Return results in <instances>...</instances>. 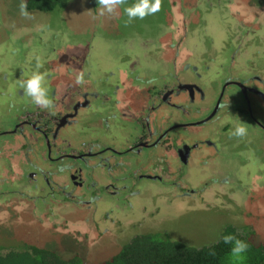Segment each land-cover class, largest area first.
I'll return each instance as SVG.
<instances>
[{"label":"rangeland","instance_id":"1","mask_svg":"<svg viewBox=\"0 0 264 264\" xmlns=\"http://www.w3.org/2000/svg\"><path fill=\"white\" fill-rule=\"evenodd\" d=\"M135 2L118 6L112 14L100 15L99 5L93 6L87 0H71L63 8L51 12L30 11L26 8L28 15L24 16L20 12L21 0H0V99L3 97L2 91H7L6 82H1L2 74L9 73L11 80L13 77H10L8 72L12 70L10 67L16 75L21 62L24 67L34 66L35 59L25 55V48L31 45L37 47L42 43L41 49H44L50 41L56 42L55 46H63L64 42H68L65 46L79 42L65 51L58 50L59 58L55 63L61 68V75H65L68 66L76 61L82 65L88 62L96 65V73L114 72L116 77L112 78L109 86L117 85L123 78L124 74L120 75V71L125 72L124 78L126 76L127 80H131V77L138 73L140 76L145 74L150 77L155 74L158 66L170 74L183 75L180 71L177 72L171 64L173 62L169 61L173 58L178 59V64L193 58L200 71L205 69V65L216 64L218 68L216 62H219L223 54H230L236 49L240 55L249 54L250 59H240V65L233 69L234 74L248 75L251 71L246 68L256 70L264 67V0H160L158 12L146 15L143 19L133 18L129 21L124 8ZM173 16L177 23L173 21ZM172 23L176 25V30L170 37L167 34ZM45 40L49 41L46 43ZM48 60L49 56L44 59ZM52 60L53 58L43 66V70L51 68L54 63ZM134 61L137 72L127 74ZM224 73L227 71L224 70ZM226 76L231 77L230 73ZM130 84L132 87L126 89V94L131 95L132 101L140 98L139 106L142 111L148 99L143 90L134 87L135 83ZM153 85L160 86L158 82H153ZM14 86L15 83L10 84V91L14 93L10 100L14 102V106L10 102V111L9 104L0 110L1 129L6 128L8 123L10 127L14 126V121L11 120L19 113V100L23 97L26 101L30 100L27 96L15 95L17 87ZM230 89L235 91L234 86H230ZM217 92L218 87L215 93ZM213 101L215 102V99ZM234 118L236 121V115ZM169 121L174 122L173 119ZM242 122L239 119L238 126L247 129L244 138L255 143L253 149H256V152L251 149L243 150L239 146L242 151L239 155L235 153L237 159L233 160L237 162L232 164L227 161L226 166H219L222 169L221 174L216 175L224 177L232 173V185L214 184L207 187V190L201 193V198L196 197V203L192 202L194 204L191 206L185 203L188 199L185 196L172 195L162 198L159 194L151 195L148 190L152 185L155 190L156 187L166 186L159 181L133 177L135 170L119 169L116 175L111 170L113 165L121 161L125 166L129 162L137 166L136 163L141 164L149 159L151 150L142 149L141 153L118 156L117 161L112 159L111 168L107 165L110 169V181L115 183L118 176L125 179L124 189L120 188L125 191L118 192V200L114 204L111 203L112 208H128L129 201L136 199L135 196H129L133 191L129 190L135 187H141L144 197L151 198L147 205L142 204L143 215L133 217L129 212H117L122 218L116 217L115 221L111 217L108 221L105 219L107 213L111 216L110 208L106 212L99 207L96 214V206L93 205L96 203L95 199L106 193L102 187L95 191L94 188L85 190L89 189L85 187V191H82L77 199L91 201L94 198L91 204L93 206L86 208L81 207L83 204L76 203L75 200L57 201V196H60L57 193L53 195L51 191L54 188L51 189L39 173L37 183L42 184L43 190L28 186L26 168L20 174L12 172L13 175L4 171L8 175H3L1 181L9 183L0 185V255L23 249L24 243H29L53 250L64 258L79 255L87 264H98L115 254L128 239L140 233L164 232L191 245H202L215 240L226 223L250 227L253 231V241L264 243V148L260 149L259 139L256 138L257 135L261 136L262 132L254 125L251 127L248 121ZM131 123L124 122L127 130H133ZM83 130L82 125L74 134V143L79 146L84 142H92L91 139L95 136H98L99 140L112 143V139L98 129L95 134L92 133L94 136ZM232 132H222L229 137L221 138L235 139ZM116 136L117 138L112 137L113 140L121 142L119 133H116ZM0 140H4L0 142V150H3L0 160L4 162L12 147L7 148L4 138ZM234 147H238V144H234ZM20 157L21 155H14V159L19 162ZM27 169L34 171L29 166ZM224 171L228 172L225 174ZM178 174L181 172H176L177 176L167 174L165 178L178 182ZM181 185L185 186V182H181ZM110 190L114 188L111 187ZM136 207L140 208V204Z\"/></svg>","mask_w":264,"mask_h":264},{"label":"flooded vegetation","instance_id":"2","mask_svg":"<svg viewBox=\"0 0 264 264\" xmlns=\"http://www.w3.org/2000/svg\"><path fill=\"white\" fill-rule=\"evenodd\" d=\"M173 31L170 30L167 35L171 34L172 37ZM64 43L62 47L67 49L68 46L65 45L68 42ZM73 43L75 42L70 44ZM237 51L236 49L230 54L222 53L223 56L219 62H216L218 68L216 64L205 65V69L200 71L198 63L193 58L184 61L183 66L178 64V59L173 58L169 61H172L171 64L176 71H180L183 75L170 74L159 69V66L154 76L147 80L143 79L146 77L145 74L143 76L139 73L134 74V79L129 82L137 81L136 84H140L139 90H143L148 99L142 111L139 106L140 98L135 95L137 99L132 101L131 95L126 94L128 82L124 79L125 72L120 71V75L124 74L123 78L118 81L114 89H110L109 84L112 78L116 77L114 72L96 73V65L88 62L82 65L76 61L68 66L65 75H61L59 72L61 68L55 63L59 58L57 55L52 60L54 62L51 66L52 71L44 75V83L53 100V108L41 109L34 105L31 99L26 101L23 97L19 100V113L11 120L14 121V126L10 127L8 123L6 128H0V138L5 139L7 148L12 147L10 154L13 153V155L8 154L9 157L4 162L0 160V185L9 183L1 181L3 175H13L12 172L23 173L16 167L19 161L14 159L15 154L22 155L28 186L43 190L42 184L37 183L39 173L51 189L54 188L51 191L53 195L57 193L60 196L59 198L57 196V201L75 200L76 203L83 204L81 207L86 206V208L95 205L96 214L99 212V207L106 212L110 208L112 213L111 216L107 213L105 218L107 221L110 217L115 221L117 218H122L120 214L128 212L133 217L141 216L142 204L147 205L151 200L144 197V190L141 187H135L129 190V192L133 190L132 195L129 196H135L136 199L129 201L128 208L120 207L119 210L112 208L111 203L114 204L118 200V192L125 191L121 190L122 187L124 189L125 179L118 176L115 183L110 181L111 175L108 172L110 169L107 165L111 168L112 159L117 161L118 156L127 153H141L142 149L151 150L149 159L141 164L136 163L137 166H133L130 162L125 166L122 161L113 165L111 170L114 174L119 169L135 170L133 177L159 181L166 186V188L156 187L155 190L152 185L148 190L151 195L159 194L162 198L172 195L185 196L188 198L185 202L187 206L193 205L194 199L199 196L201 198V193L211 185H232L231 172L224 177L216 175L221 174V167L226 166L227 161H231L232 164L237 162L233 160L237 159L235 153L239 155L242 151L239 146L243 150L251 149L256 152V149H253L255 143L244 137L235 136V139L231 140L222 139L221 136L228 138L226 134L232 132L241 119L242 123L248 121L251 127L254 125L261 130L262 135H257L256 138L259 139L260 149L264 148V67L256 70L246 68L251 71L248 75L234 74L233 69L238 66L240 59L250 57L249 54L240 55ZM10 68L14 74L13 79H9V73L8 75L3 73L1 76V82H6L7 91H2L0 110L9 104L10 111V102L14 106V102L10 100V96H14V93H10L11 83H15L14 87H17L15 95L26 97L22 84L27 78L22 76L23 69L17 68L18 72L15 75L14 69ZM224 70L230 73L231 77L228 78ZM135 72H137L136 68L130 70L128 74ZM78 75L83 77L81 84L76 83ZM153 82H158L160 86L153 85ZM230 86H234L235 91H232ZM100 108L102 111H99ZM235 115L236 121H234ZM170 119L174 122L170 123ZM124 122L131 123L133 130H127ZM82 125L83 131H89L91 136H94L92 133L95 134L97 129L102 131V134L109 136L105 137L112 139L113 144L103 139L99 140L98 136L91 139L92 142H84L81 146L75 144L74 134ZM248 130L251 131V128ZM116 133H119L121 142L113 140L112 137L117 138ZM234 144H238V147L235 148ZM2 151L0 150V156ZM28 166L35 172L29 171ZM159 170L160 172H157ZM176 172H181L178 174V182L165 178V175L174 176ZM181 182H185V186L181 185ZM100 187L106 193L104 196L96 197L95 204L91 205L94 198L91 201L77 199L82 191L91 188L95 191ZM111 187L114 190L111 191ZM138 204L140 208L136 207ZM117 212L120 214L118 215Z\"/></svg>","mask_w":264,"mask_h":264},{"label":"trees","instance_id":"3","mask_svg":"<svg viewBox=\"0 0 264 264\" xmlns=\"http://www.w3.org/2000/svg\"><path fill=\"white\" fill-rule=\"evenodd\" d=\"M71 0H25L30 11L51 12L63 8ZM98 6L97 0H87ZM136 0H126L135 2ZM218 237L202 245H191L162 232L140 233L128 239L110 258L98 264H264V243L253 241L250 227H239L233 223L222 226ZM232 235L247 243L246 253L239 257L230 253L231 244L223 237ZM23 249L0 255V264H87L74 255L64 258L55 251L24 243Z\"/></svg>","mask_w":264,"mask_h":264},{"label":"clouds","instance_id":"4","mask_svg":"<svg viewBox=\"0 0 264 264\" xmlns=\"http://www.w3.org/2000/svg\"><path fill=\"white\" fill-rule=\"evenodd\" d=\"M126 3V0H97V4L100 7V15L105 13L112 14L114 10ZM27 5L24 0H21L20 12L21 15L27 16L26 11ZM160 9V0H136L131 6L125 7L124 12L131 21L133 18L143 19L146 15H152L158 12ZM45 77L39 71H34L27 78L23 84L22 88L24 94L31 99V102L41 109L49 110L53 108V100L49 96L48 88L45 86ZM76 83H83L82 75L76 77ZM247 134V129L243 126H236L232 135L236 137H244ZM223 242L225 244H231L230 253L233 256L239 257L246 253L248 245L246 242L235 238L232 235H226L223 237Z\"/></svg>","mask_w":264,"mask_h":264},{"label":"crops","instance_id":"5","mask_svg":"<svg viewBox=\"0 0 264 264\" xmlns=\"http://www.w3.org/2000/svg\"><path fill=\"white\" fill-rule=\"evenodd\" d=\"M181 18V17H180ZM173 21L174 22H176V18L173 16ZM177 23V22H176ZM174 23H172L169 27V29L170 30H176L175 28V24L173 25ZM179 26V25H178ZM177 26V27H178ZM183 27H186V26H183ZM32 29V28H31ZM171 35V34H170ZM170 35H168V36H170ZM44 36V35H43ZM171 37V36H170ZM43 38V37H42ZM44 39V38H43ZM49 40H45V42L47 43ZM56 42H54V41H50L49 42V44H51V45H49V44H46V46H45V48L44 49H41V46H42V43L41 44H39L37 47H35V46H28L27 48H25L26 50H25V55L26 56H29V57H33L34 59H35V64H34V66H31V67H26V68H23L24 66H23V64H21L20 66V68H19V70H21V68L23 69V75H24V77H26V78H29L30 77V75L32 74V72H34V71H39L40 73H42L43 75H45L46 73H49V71H52L51 69L52 68H48V69H45V70H43V66L46 64V63H48L52 58L53 59H55L56 57H57V53H59L58 52V50H60V48H62L61 50H63V51H65V49L66 48H64V47H62V46H60V47H58L59 45H54ZM79 42H76V43H73V44H78ZM58 44V43H57ZM65 44V43H64ZM73 44H70L68 47H67V49L68 48H71L72 47V45ZM81 46H83L82 44H81ZM55 47H57L58 49H56ZM22 48H24V47H22ZM39 51V52H38ZM48 54H51V55H48ZM47 56H49V60L48 61H44V59H46V57ZM134 68H136V61H134V63L132 64V67H131V70H134ZM43 70V71H42ZM157 71V70H156ZM127 72V71H126ZM10 76H12L13 78H14V74H13V71L12 70H10ZM127 74H128V72H127ZM154 75H152V76H146L145 78L146 79H150L151 77H153ZM144 78V79H145ZM124 79H127V78H124ZM131 79H134V77H131ZM127 82L128 83H126V89H129V88H131L132 87V85L130 84V83H132V82H129V80H127ZM136 82L137 81H135V85H134V87L135 88H137V89H139L138 88V84H136ZM134 83V82H133ZM110 87V89H114L115 88V86L112 84L111 86H109ZM122 89H124V87H122ZM10 93H12V92H10ZM22 160H23V156L21 155V157H20V161L21 162H18L17 164H16V167L17 168H20V170H23V169H25V166H24V164H22ZM14 167V166H13ZM15 167V168H16Z\"/></svg>","mask_w":264,"mask_h":264}]
</instances>
